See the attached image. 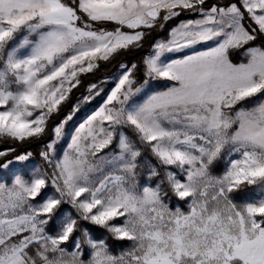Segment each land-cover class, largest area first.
Segmentation results:
<instances>
[{
	"label": "snow or ice",
	"instance_id": "6c2138e0",
	"mask_svg": "<svg viewBox=\"0 0 264 264\" xmlns=\"http://www.w3.org/2000/svg\"><path fill=\"white\" fill-rule=\"evenodd\" d=\"M0 264H264V0H0Z\"/></svg>",
	"mask_w": 264,
	"mask_h": 264
}]
</instances>
